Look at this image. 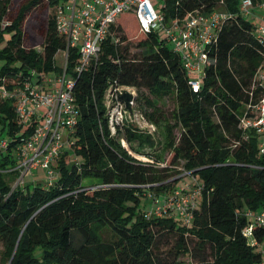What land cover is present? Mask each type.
I'll return each mask as SVG.
<instances>
[{"label":"trees","instance_id":"trees-1","mask_svg":"<svg viewBox=\"0 0 264 264\" xmlns=\"http://www.w3.org/2000/svg\"><path fill=\"white\" fill-rule=\"evenodd\" d=\"M59 2L0 0V138L9 142L0 147V264H261L264 226L246 234V211L264 207V153L240 121L262 97L257 74L264 47L241 0H166L161 6L167 20L220 3L232 13L207 48L198 90L181 54L159 30L145 31L132 10L112 23L88 69L76 70L79 55L71 49L66 72L75 80L78 108L71 150L56 161L52 181L14 185L22 175L18 143L34 128L20 120L17 89L63 74L57 56L67 40L57 30ZM49 8L39 42L26 22ZM124 85L137 89L136 105L154 130L128 114L112 132L108 93ZM5 90L14 93L4 96ZM168 96L175 101L170 114L158 103ZM180 172L203 185L190 222L175 211L147 215L146 204L170 193Z\"/></svg>","mask_w":264,"mask_h":264},{"label":"built area","instance_id":"built-area-1","mask_svg":"<svg viewBox=\"0 0 264 264\" xmlns=\"http://www.w3.org/2000/svg\"><path fill=\"white\" fill-rule=\"evenodd\" d=\"M163 4L166 0H162ZM264 10V0H241L240 8L245 17L254 16V7ZM58 32L67 40L63 51V74L49 76L45 83L25 81L17 89V112L25 127L34 123L30 134L20 138L17 146L19 164L17 168L22 175L19 182H24L26 174L40 168L47 169L48 179L52 181L57 176L54 167L63 152L71 150V136L78 121V108L73 95L75 80L67 77L66 67L71 49H76L79 55L77 71L89 68L94 59H98L103 42L106 40L112 23L124 11L132 10L137 15L141 27L145 31L159 30L160 37L171 43L173 49L179 52L191 77V84L198 90L204 75V66L208 61V46L214 41L221 23L232 13L223 3L210 12L196 10L184 18L167 20L161 9L153 0H60L55 7ZM261 22L256 23V38L264 47V14ZM263 85V93L259 102L248 107L241 118L240 127L248 137L254 134L258 138L259 150L264 153V62L257 74ZM129 88V89H128ZM131 86L111 88L108 93L110 126L116 132L131 111L120 100L124 90ZM14 92L4 91V96ZM133 105L135 100L132 101ZM8 140L0 138V147L6 148ZM122 143L127 142L122 138ZM203 185L197 177L192 178L184 186L155 199L156 207L147 215H162L175 211L184 222L192 219V209L197 205ZM246 216L250 223L246 234L252 235L256 226H264V207L248 209ZM263 253L264 250L262 249ZM261 264H264V260Z\"/></svg>","mask_w":264,"mask_h":264},{"label":"rangeland","instance_id":"rangeland-1","mask_svg":"<svg viewBox=\"0 0 264 264\" xmlns=\"http://www.w3.org/2000/svg\"><path fill=\"white\" fill-rule=\"evenodd\" d=\"M69 1V0H68ZM156 7L158 9H161V6L163 5V1L162 0H153ZM51 9L49 8L48 12L46 13H41V12H33L26 24H27V28L29 29V31L32 33V37H34V39H36L39 42H42V35H41V27L42 24L45 20V17L50 13ZM254 16H251L252 20L255 21L257 24L261 22L260 17L263 16L264 14V10L255 6L254 7ZM127 19L128 17H123L121 19L122 22H124V24H127ZM128 31V35L131 38V40H133L134 42L137 40V34L136 31L134 30V28L130 27ZM134 42L130 43V50L131 52H136L138 50V47L134 44ZM57 64L61 65L64 67V56L62 53H59L57 56ZM68 78H70V74H68L67 76ZM22 86H25L24 84H22ZM129 89V88H128ZM131 92H133L136 96V94L138 93L137 89L135 87H131L130 90ZM142 91L145 94H148V91L146 89H142ZM143 99H142V103H143ZM159 105L167 112V114H170L171 110L174 108L175 106V101L173 99V97H165L161 100H159ZM150 110V109H148ZM132 115H131V120L133 123H135L136 125L143 127V128H151L152 130L155 129V127L150 124L140 113L137 105H136V97H135V104L133 105V110L131 111ZM156 135H158V131L156 132ZM157 138H159V136H157ZM76 157L72 156V159L75 160ZM140 158L142 159H147L146 156L144 155H140ZM169 158V153L166 154V159L168 160ZM74 161H71V163H73ZM54 167H56L57 163L54 162ZM178 168L181 170L182 166H178ZM36 171V172H35ZM33 171V173H29L26 174L24 177V180L27 182L32 181L33 179H42V180H47L48 179V172L47 169L44 168H40L38 171L35 170ZM190 177L188 175L187 172H180L178 174H175L171 179L175 180L174 184H171V189L170 192L175 190L176 188L180 187V186H184L186 185L188 182H190ZM36 180V181H37ZM19 182V179L17 182H14V185L17 184ZM90 182V181H88ZM162 196H160L161 198ZM131 204V203H130ZM157 203H155L154 201L149 202L148 204H146V209H154L156 207ZM1 250H2V245L0 244V256H1Z\"/></svg>","mask_w":264,"mask_h":264},{"label":"water","instance_id":"water-1","mask_svg":"<svg viewBox=\"0 0 264 264\" xmlns=\"http://www.w3.org/2000/svg\"><path fill=\"white\" fill-rule=\"evenodd\" d=\"M120 100L123 101L126 104V107L132 111L133 110V103L132 101L135 100V94L129 90H124L120 94Z\"/></svg>","mask_w":264,"mask_h":264},{"label":"crops","instance_id":"crops-1","mask_svg":"<svg viewBox=\"0 0 264 264\" xmlns=\"http://www.w3.org/2000/svg\"><path fill=\"white\" fill-rule=\"evenodd\" d=\"M34 180V179H33ZM261 249H263L264 250V243H263V245L261 246ZM264 254V253H263Z\"/></svg>","mask_w":264,"mask_h":264}]
</instances>
